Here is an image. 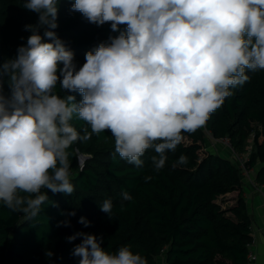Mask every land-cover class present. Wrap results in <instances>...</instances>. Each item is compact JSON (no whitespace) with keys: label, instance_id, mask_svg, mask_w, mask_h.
I'll return each instance as SVG.
<instances>
[{"label":"clouds","instance_id":"clouds-1","mask_svg":"<svg viewBox=\"0 0 264 264\" xmlns=\"http://www.w3.org/2000/svg\"><path fill=\"white\" fill-rule=\"evenodd\" d=\"M23 7L38 21L25 25L31 35L16 57L0 64V80L6 78L9 89L6 95L0 87V201L28 219L48 200L42 189L74 191L67 149L77 140L110 132L115 153L136 167L154 148L158 157L151 160L159 172L166 152L183 142L182 133L204 126L230 89L248 81L246 69L264 70V0H74L72 11L119 31L88 51L79 68L53 31L57 0H25ZM57 84L82 99L57 94ZM74 116L91 132L80 135ZM187 162L181 155L177 163ZM122 197L132 199L127 192ZM112 208L111 199L100 204L110 218ZM79 222L90 226L83 217ZM77 237L82 240L72 255L79 264H147L128 246L106 251L94 234L78 232L67 240Z\"/></svg>","mask_w":264,"mask_h":264},{"label":"trees","instance_id":"trees-1","mask_svg":"<svg viewBox=\"0 0 264 264\" xmlns=\"http://www.w3.org/2000/svg\"><path fill=\"white\" fill-rule=\"evenodd\" d=\"M24 3L0 0V64L16 57L18 47L26 45L31 35L25 25L38 21V14L25 9ZM73 3L57 0L58 27L53 31L74 53L79 68L88 51L109 42L119 31L113 32L110 23H90L71 10ZM126 27L120 25L119 30ZM44 42L51 41L44 38ZM246 75L248 81L230 89L232 95L210 114L204 126L182 133L183 142L175 151L166 152V163L159 172L151 160L158 157L154 148L141 157L143 167H136L115 153L110 132L74 142L67 149L74 186L70 195L42 189L48 200L32 219L0 201V264H79L80 257L72 252L82 238L71 243L67 240L78 232L102 237L101 246L110 253L128 246L147 264H160L163 257L164 264H249L255 241L253 220L243 198L241 169L234 160L246 153L253 136L255 147L246 169L256 172L255 185L264 189V70L246 69ZM0 87L9 94L6 78L0 80ZM55 92L74 95L76 102L82 99L79 93L64 92L59 84ZM71 124L80 135L84 129L91 132L90 126L75 116ZM209 138L227 141V152L234 156L225 158L212 152ZM80 154L88 157L83 168L78 163ZM181 155L187 164L177 163ZM147 176L152 179L146 182ZM124 192L132 199L124 200ZM234 193L238 194L236 206L223 209L219 200ZM106 199L113 204L111 218L100 209ZM71 212L75 215H69ZM81 217L90 221V226L80 223ZM65 220L69 226H58ZM48 252L53 255L49 257Z\"/></svg>","mask_w":264,"mask_h":264},{"label":"crops","instance_id":"crops-1","mask_svg":"<svg viewBox=\"0 0 264 264\" xmlns=\"http://www.w3.org/2000/svg\"><path fill=\"white\" fill-rule=\"evenodd\" d=\"M253 179H243V198L253 220L252 230L255 241L252 253L257 257L254 264H264V189L257 187L255 182H252Z\"/></svg>","mask_w":264,"mask_h":264},{"label":"rangeland","instance_id":"rangeland-1","mask_svg":"<svg viewBox=\"0 0 264 264\" xmlns=\"http://www.w3.org/2000/svg\"><path fill=\"white\" fill-rule=\"evenodd\" d=\"M256 129H260L258 126H255ZM210 140V138H209ZM208 145L209 148L212 150V152L218 154V155H223L225 158L233 157L234 155H230L231 152H227V145L228 142L227 141H215L213 139H211L210 141H208ZM222 146V147H221ZM225 147V148H224ZM254 137L252 136L249 140H248V144H247V148H246V153L242 154V155H236L235 157V163L237 162L239 165V169H241V175L243 177V179H249L252 180L254 175H255V171H248L246 169V162L248 161L251 153L254 151ZM230 151V150H229ZM81 156V154L79 155ZM87 159H84L83 157H79V167L83 168L85 162ZM247 170V172H246ZM255 178V177H254ZM253 183L255 182L254 179L252 181ZM236 195L233 196V194L231 195H227L223 198H221L219 200V204L223 207V209H230L234 206H236V202L238 199V194L234 193ZM159 263L160 264H164V257L159 259Z\"/></svg>","mask_w":264,"mask_h":264},{"label":"built area","instance_id":"built-area-1","mask_svg":"<svg viewBox=\"0 0 264 264\" xmlns=\"http://www.w3.org/2000/svg\"><path fill=\"white\" fill-rule=\"evenodd\" d=\"M246 172H247V170H246ZM256 261H257V257L253 253H250L249 264H254Z\"/></svg>","mask_w":264,"mask_h":264},{"label":"water","instance_id":"water-1","mask_svg":"<svg viewBox=\"0 0 264 264\" xmlns=\"http://www.w3.org/2000/svg\"><path fill=\"white\" fill-rule=\"evenodd\" d=\"M79 157H83L84 159H87L88 157H86V156H84V155H81V156H79Z\"/></svg>","mask_w":264,"mask_h":264}]
</instances>
